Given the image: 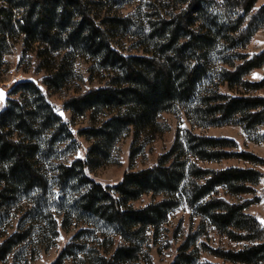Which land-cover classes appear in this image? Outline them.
Instances as JSON below:
<instances>
[{"label":"trees","instance_id":"obj_1","mask_svg":"<svg viewBox=\"0 0 264 264\" xmlns=\"http://www.w3.org/2000/svg\"><path fill=\"white\" fill-rule=\"evenodd\" d=\"M91 1L0 0V66L14 37L23 34L27 45L40 43L49 55L67 51L66 59L51 67L43 79L51 90H61L69 79L71 73L64 74L67 59L73 62L88 56L109 71L104 86L88 89L66 102L74 115L91 123L80 131L91 141L86 159L61 164L58 169L62 181L72 179L83 185L74 211L82 219L78 223L86 227L79 229L53 264L148 263L150 234L156 237L171 211L188 195L193 209L204 215L208 225L234 241L253 242L239 251H216L219 257L226 262L264 264V228L244 212L250 202L236 204L217 197L201 202L222 185L235 195L250 192L248 185L257 184L261 173L235 167L210 170L194 165L190 169V157H232L227 152L235 146L232 141L188 131L178 133L171 150L161 155L156 165L126 173L115 186H103L86 175L87 168L111 161L116 145L127 135L132 136L134 159L163 131L162 113L173 112L193 99L209 71L208 54L220 47L225 53L234 52L222 60V83L244 93L233 96L213 90L187 108L190 118L199 126L238 124L246 132L264 126V96L256 95L264 89V80H248L253 70L264 65V50L253 56L240 52L264 26V4L256 8L260 0H184L181 9L162 18L147 36L152 44L150 55L125 56L112 47L110 31L122 21L96 15ZM43 68L46 66L41 63L37 71ZM17 87L21 98L10 100L0 112V208L15 195L34 188L47 190L49 182L36 159L40 139L44 134L56 137L65 132L34 82ZM200 179L205 182L199 183ZM149 193L162 199L143 208L133 206ZM73 214L71 209L63 218L64 229L73 225ZM99 222L110 232L101 235L99 230L88 229ZM31 229V225L21 227L0 242V262L25 245ZM93 236L96 241H89ZM200 252L197 236L191 234L171 264H214L199 263Z\"/></svg>","mask_w":264,"mask_h":264},{"label":"rangeland","instance_id":"obj_2","mask_svg":"<svg viewBox=\"0 0 264 264\" xmlns=\"http://www.w3.org/2000/svg\"><path fill=\"white\" fill-rule=\"evenodd\" d=\"M91 2H93L92 9L95 10L96 15L122 21L114 28L111 26L110 31L112 32V47L125 56L150 55L152 44L147 40V36L161 24L162 18H169L174 10H179L184 6V0H104L101 3H96L98 0H92ZM263 4L264 0H260L256 8ZM25 39L23 34L14 37L11 51L4 56L0 66V112L10 100L21 98V92L17 91V86L20 83L31 81L40 88L41 95L65 132L56 137L44 134L40 139V149L36 159L40 170L49 182L47 190L34 188L23 194L15 195L4 207L0 208V242L19 228L26 229L28 225L32 226L31 237L25 245L0 264H53L79 229L86 227L78 223L82 219L74 211L75 202L83 185L72 179L62 181L59 178L58 169L61 164L70 165L77 159H86L91 141L80 131L89 128L91 123L86 117L74 115L66 107V102L88 89L104 86L109 71L101 69L95 60L88 56L79 57L73 62L67 59L64 74L71 73L68 76L69 79L61 90H51L43 83V79L50 73V70L57 66V62L66 59L67 51L51 52L49 55L40 43L27 45ZM263 50L264 26L240 52L253 56ZM233 53V51L225 53V49L220 47L208 54L209 71L199 82L193 99L173 112L162 113L163 131L151 138L134 159L131 158L132 136L127 135L116 145L111 161L98 168H87L86 175L103 186H115L126 173L156 165L160 156L171 150L178 133L184 135L188 131L199 136L230 140L235 144L227 150L232 157L221 160L190 157V169L194 165L210 170L231 167L253 169L261 173V178L257 184L248 185L251 188L250 192L235 195L222 185L201 202L215 197L236 204L248 201L250 204L244 212L255 218L264 228V126L250 132H246L238 124L199 126L194 123L187 112V108L192 103H200L201 99L213 90L233 96L244 93L240 88L231 90L226 83H222L220 78L219 70L222 67V60ZM41 63H44L46 68L37 71ZM248 80L250 82L263 81L264 65L253 70ZM256 95L264 96V89ZM245 155H249L250 158L242 157ZM204 182L205 179L199 180L201 184ZM188 197L186 199L182 197L179 206L171 211L166 224L156 232V237L150 234L147 243L150 261L145 264H171L178 249L186 237L191 234L197 236V246L201 249L199 263L244 264L226 262L215 252L243 250L252 246L253 242L234 241L225 232L216 229L212 224L208 225L204 215L193 209ZM161 199V195L153 196L149 193L132 204L136 208H143L152 201ZM71 209L74 213L70 218L73 225L69 229H64L62 227L63 218L67 217L69 212L71 213ZM93 222L95 224V221ZM88 229L95 233L99 230L101 235L102 232H110V228L106 227L103 222ZM233 230L239 232L236 229ZM91 238L89 240L91 242L97 239L94 236Z\"/></svg>","mask_w":264,"mask_h":264}]
</instances>
